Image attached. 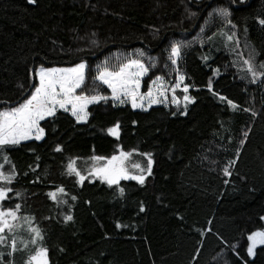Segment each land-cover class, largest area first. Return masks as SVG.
I'll list each match as a JSON object with an SVG mask.
<instances>
[{"label":"trees","instance_id":"trees-1","mask_svg":"<svg viewBox=\"0 0 264 264\" xmlns=\"http://www.w3.org/2000/svg\"><path fill=\"white\" fill-rule=\"evenodd\" d=\"M215 8H228L235 27L209 17ZM257 17H264V0H0V110L31 95L41 66L85 61L81 89L97 87L106 96L94 69L115 52L121 61L137 50L155 59L144 90L169 70L174 81L168 59L174 42H182L176 68L195 98L186 112L183 91L180 103L167 107L100 100L82 122L57 110L40 122V140L0 150V171L16 174L10 184L0 181L13 189L0 207L19 204V217L35 218L49 264H264V245L247 252V237L264 230V26ZM253 48L254 82L243 64ZM117 122L118 138L107 131ZM121 148L152 154L144 184L130 178L80 183L67 172L73 159ZM58 187L65 190L59 201L49 196ZM8 244L11 264H26L37 247L18 243L8 255Z\"/></svg>","mask_w":264,"mask_h":264},{"label":"snow or ice","instance_id":"snow-or-ice-1","mask_svg":"<svg viewBox=\"0 0 264 264\" xmlns=\"http://www.w3.org/2000/svg\"><path fill=\"white\" fill-rule=\"evenodd\" d=\"M29 3L35 4L36 0H29ZM194 15V14H193ZM231 13L228 8H215L209 13V17L219 16L226 20L227 24L232 25V20L229 19ZM258 23L264 26V17H257ZM235 27V25H232ZM204 29L201 28V31ZM234 33L227 35L228 41L234 40ZM235 43L238 45L239 41ZM182 42H174L171 45L170 60L173 65L177 64V59L181 57ZM139 51V50H137ZM140 55H143L140 52ZM239 55V53H238ZM256 55L255 49H251L249 52V58L243 60V64L247 66V71L251 72L253 82L257 77V67L253 64L254 57ZM207 59V58H205ZM86 62L81 61L75 64L73 67L68 68H45L41 66L36 70L39 83L33 85V91L31 95L25 99L22 103H19L16 107L5 108L0 110V150L8 145H19L21 141L30 139L33 135L36 140H40L45 129L40 126V122L45 120L46 117H54L57 112V108L70 111L71 115L75 117L77 122L87 121L89 118V112L87 107L89 104L100 100H107L108 97L104 95H85L83 93L77 95L76 90L84 85L86 80ZM259 75L264 76V62L259 65ZM149 71V66H146L143 60L138 58H129L125 63H121L118 66V70H110L107 67V61L104 67L97 66V76L94 78L106 84L110 89L113 101H118L120 104L130 102L133 108H144L145 105L151 106L152 104L165 103L167 100L166 93L169 89L164 86L163 77L157 76L152 84L148 87L146 93L140 92L141 78ZM218 71V70H217ZM185 80V76L179 74L177 69L176 83L172 85V98L173 104H179L180 100L175 95V89L180 87L181 83ZM189 85H183V101L185 112L187 105L190 102H194L195 98L187 95L189 91ZM208 88L212 89L211 78L209 79ZM221 100H226L229 105L234 108L236 105L233 101L228 100L227 97H220ZM135 123V122H133ZM108 133L114 137L120 135V124L117 122L112 127L107 129ZM247 132L244 133L245 138ZM244 143L243 140L240 141ZM59 146L57 151H59ZM132 155L131 152H126L122 148L118 151V154H114L110 157L93 156L90 159L94 162L89 168V174L92 176H98L103 181H106L109 185H116L121 179H133L138 181L141 185L145 183L146 175H151L153 159L151 153H142L146 156V167H142L140 164H134L133 168L139 170V174L130 175L125 162ZM7 160V157L4 158ZM235 161H229V166L234 164ZM229 166H226L223 171L225 175L230 176ZM3 165H0V169ZM67 172L69 174H75L79 178V182L82 183L85 179L81 174V170L77 167L75 161H69L67 165ZM15 172L9 171L5 174L0 171V181H4L10 184L15 179ZM227 183V181H225ZM13 189L9 187H0V201H4L9 192ZM63 187H58L56 191L50 192L49 196L53 200H60L59 194L64 193ZM124 189H120V193L123 194ZM18 196L19 193H16ZM75 199V197H73ZM66 203V201H64ZM21 209V205L16 204L14 207H0V244H8L12 252L18 250V243L24 245V250H27L28 244L36 245L37 247L30 253L27 264H49L47 253L48 249L44 247V236L42 229L38 226H33L34 217H19L18 213ZM141 207V211H143ZM23 219L27 224V230L31 234V239L25 242L23 239H19L16 236V229L23 227L17 223L18 220ZM66 220H72V216H66ZM264 219V218H262ZM119 227V225H117ZM10 233L11 235H5ZM250 241L247 252L252 255L254 248L257 245H264V230L253 231L248 237ZM0 264H11L7 260L4 252L0 251Z\"/></svg>","mask_w":264,"mask_h":264},{"label":"rangeland","instance_id":"rangeland-1","mask_svg":"<svg viewBox=\"0 0 264 264\" xmlns=\"http://www.w3.org/2000/svg\"><path fill=\"white\" fill-rule=\"evenodd\" d=\"M170 52H171V47L169 48V50H168V59H169V61L171 62V60H170ZM116 54H117V52H115ZM115 53H112V54H110V55H108V56H106L105 58H103L98 64H97V66H100V67H104L105 66V62L107 61V67L110 69V70H118V66H119V64H121V63H125L129 58H138V59H141V60H143V62L145 63V65L146 66H149V64H152L153 62H154V58L153 57H148V59L147 58H143V56H141L140 55V51H134L133 53H127V55L124 57V59H122V61L121 60H118V58H117V55L115 54ZM119 56V55H118ZM178 60V59H177ZM85 62V61H84ZM80 63V62H79ZM78 64V63H77ZM86 65H87V63H86ZM171 65H172V67H173V71L175 72V75H176V77H177V64L176 65H173L172 64V62H171ZM74 65H72V66H54V67H56V68H68V67H73ZM97 66L95 67V77L97 76ZM40 68V67H39ZM38 68V69H39ZM45 68H52V67H45ZM87 68L88 67H86V73H87ZM37 69V70H38ZM150 70V69H149ZM169 70V69H168ZM148 73H149V71L141 78V87H140V92L141 93H146L147 91H148V87L152 84V81L157 77V76H161V77H163L164 79H163V83H164V86L167 88V89H169L168 91H167V93H166V96H167V100L165 101V103H158V104H152L151 106H153V105H164V106H168V105H177V104H173L172 102H171V98H172V95H173V92H172V90H171V88H172V85H174L175 83H176V77H175V80L174 81H172V77L170 76V73H172L171 72V70H169V73L166 75H161V74H159V75H156V76H154V77H152L149 81H148V83H147V86H146V89L144 90L143 89V85H144V80L146 79V77H147V75H148ZM179 74H181L180 72H179ZM37 76V75H36ZM86 77H87V74H86ZM94 77V78H95ZM98 84H101V85H103V87H105V88H107L108 89V94H106V97H108V99H110L112 102H113V104H116V105H123V104H120L118 101H113V99L111 98V96H112V93H111V89L106 85V84H103L101 81H99V80H96V79H94ZM39 83V79H38V76H37V84ZM83 86V85H82ZM81 86V87H82ZM96 89H91V87H87V88H84V89H81V88H79V89H77L76 90V94L77 95H79V94H81V93H83V94H85V95H89V96H91V95H103V94H100V91L98 90V88L97 87H95ZM181 91H183V82L181 83V85H180V87H178V88H176L175 89V95L178 97V99L181 101V99H180V96H179V92H181ZM105 96V95H104ZM98 102V101H97ZM95 103V102H94ZM93 104V103H92ZM124 104H129L130 106H131V103L130 102H126V103H124ZM89 105H91V104H89ZM88 105V106H89ZM16 107V106H15ZM132 107V106H131ZM7 108H10V107H7ZM88 108V107H87ZM133 108V107H132ZM149 108V106H147V104L145 105V107L144 108H134V109H148ZM5 109V108H4ZM4 109H2V110H4ZM57 110H63V111H65L64 109H60V108H57ZM66 112H68L70 115H71V111H70V106H69V111H66ZM75 118V117H74ZM76 120V119H75ZM82 122V121H81ZM30 139H35V136L33 135ZM29 140V139H28ZM25 141V140H24ZM118 151L119 150H117L115 153H113V154H111V155H109V156H106V157H110V156H112V155H114V154H118ZM124 151H126V152H131L132 153V155L129 157V159L125 162V166L127 167V169H128V171H129V173H130V175H137V174H139V170L138 169H135V168H133V165L134 164H140L142 167H146V164H147V157L146 156H143L142 155V153H140V152H137V151H135V150H124ZM96 156V155H95ZM93 157V156H92ZM103 157V156H102ZM71 161H75L76 162V165H77V167L81 170V174L82 175H84V177L85 178H90V179H94V178H98V179H100V180H102L100 177H98V176H92V175H90L89 174V168L91 167V165L93 164V163H103V162H106V161H103V162H94V161H92L90 158H86V159H84V158H77V159H73V160H71ZM79 179V178H78ZM103 181V180H102ZM106 182V181H105ZM17 223L19 224V225H22L23 227H18L17 229H16V236H17V238H18V240L19 239H23L24 241L26 240V242L27 241H29L28 239H31V234L29 233V231L27 230V224H25V221L24 220H18L17 221ZM34 226V225H33ZM26 233L28 234L27 235V237H26V239H25V236H26ZM5 235H11L10 233H5ZM5 244H0V251H2V252H4V249H3V246H4ZM33 245V244H32ZM255 249V248H254ZM9 260H11V258H9ZM28 260H29V257H28V259L26 260V264H27V262H28Z\"/></svg>","mask_w":264,"mask_h":264}]
</instances>
